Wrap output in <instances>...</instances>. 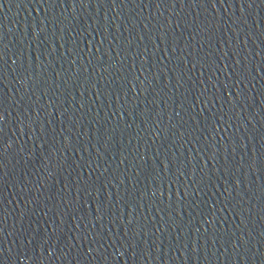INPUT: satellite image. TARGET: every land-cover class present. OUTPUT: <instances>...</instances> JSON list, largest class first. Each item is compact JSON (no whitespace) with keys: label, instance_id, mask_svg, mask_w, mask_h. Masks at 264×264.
Instances as JSON below:
<instances>
[{"label":"water","instance_id":"water-1","mask_svg":"<svg viewBox=\"0 0 264 264\" xmlns=\"http://www.w3.org/2000/svg\"><path fill=\"white\" fill-rule=\"evenodd\" d=\"M264 46V0H0V264H93Z\"/></svg>","mask_w":264,"mask_h":264}]
</instances>
